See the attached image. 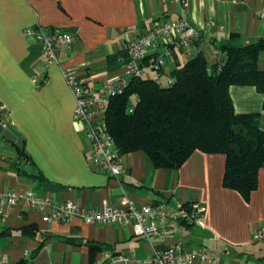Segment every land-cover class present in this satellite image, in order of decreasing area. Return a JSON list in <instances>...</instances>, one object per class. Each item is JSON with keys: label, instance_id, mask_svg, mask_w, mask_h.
<instances>
[{"label": "crops", "instance_id": "1", "mask_svg": "<svg viewBox=\"0 0 264 264\" xmlns=\"http://www.w3.org/2000/svg\"><path fill=\"white\" fill-rule=\"evenodd\" d=\"M173 18H184L198 32L191 55L200 50L210 65L216 62L212 47L231 33L238 34L236 45L264 38V0H0L1 125L21 140L18 146L0 132V193L33 192L81 208H99L103 200L120 205L125 195L136 204L204 207L196 222L166 220L146 238L133 233L131 222L89 223L76 215L44 221L46 211L21 200L0 216V264H109L105 252L142 258L177 242L211 249V264H264V235L255 237L264 226V162L248 200L222 185V153L194 150L177 169L155 167L141 150L123 153L124 170L115 178L94 169L82 126L73 119L75 102L60 66H74L92 85L124 74L108 57L124 53V43L153 24ZM34 24L76 34L57 63L47 64L43 45L25 37L24 28ZM190 56L179 54L164 73ZM257 64L264 69V50ZM229 94L236 112L259 113L264 131V92L233 84ZM21 148L29 160L20 158ZM24 226L34 233L24 234ZM90 244L97 247L91 250Z\"/></svg>", "mask_w": 264, "mask_h": 264}, {"label": "trees", "instance_id": "2", "mask_svg": "<svg viewBox=\"0 0 264 264\" xmlns=\"http://www.w3.org/2000/svg\"><path fill=\"white\" fill-rule=\"evenodd\" d=\"M237 37L231 33L228 41L215 46L218 58L212 65L200 50L184 62H175L168 84L151 77H129L122 93L110 98L105 117L119 151H144L155 167L172 169L194 150L222 153V185L248 200L264 162V131L258 112L234 110L229 87L251 85L264 92V69L257 64L264 38L236 45ZM124 57V53L109 56L108 62L122 65ZM19 152L21 159L29 160L23 148ZM21 230L32 235L35 229ZM95 247L90 244L91 250ZM29 263L21 259L13 264Z\"/></svg>", "mask_w": 264, "mask_h": 264}, {"label": "built area", "instance_id": "3", "mask_svg": "<svg viewBox=\"0 0 264 264\" xmlns=\"http://www.w3.org/2000/svg\"><path fill=\"white\" fill-rule=\"evenodd\" d=\"M23 33L25 37L43 45L47 64L57 63L59 51L70 49L77 38L74 32L39 24L25 27ZM197 39L198 32L184 18L155 23L132 41L124 43L125 57L121 59L124 74H115L97 85L83 81L74 66H60L75 102L73 119L82 126L94 169L115 178L124 170L123 153L115 145L106 125L105 117L110 98L122 93L131 76L146 77L147 73L153 72L154 76L151 78L162 83L161 79L165 77V84H168L170 76L163 71L165 64L175 61L179 54L190 56ZM212 52L217 61L215 47H212ZM21 200H25L28 207L46 211L42 216L44 221H66L76 215L89 223L131 222L133 233L146 238L159 231L161 222L175 220L194 223L204 212V207L198 202L170 204L158 201L136 204L125 195L120 205L103 200L99 208H81L78 203L70 200L60 202L33 192L8 191L0 193V216L6 213V207L10 208ZM263 235L264 226L257 231L255 237L261 238ZM104 254L109 264H189L195 260L202 264H211L216 258L215 252L207 247L187 248L180 242L169 244L142 258L108 252Z\"/></svg>", "mask_w": 264, "mask_h": 264}, {"label": "water", "instance_id": "4", "mask_svg": "<svg viewBox=\"0 0 264 264\" xmlns=\"http://www.w3.org/2000/svg\"><path fill=\"white\" fill-rule=\"evenodd\" d=\"M0 132L9 140L15 141L18 146L21 145V140L18 139L8 128L0 125Z\"/></svg>", "mask_w": 264, "mask_h": 264}, {"label": "rangeland", "instance_id": "5", "mask_svg": "<svg viewBox=\"0 0 264 264\" xmlns=\"http://www.w3.org/2000/svg\"><path fill=\"white\" fill-rule=\"evenodd\" d=\"M145 76L148 77V73H147V75H145ZM161 81H162L163 84H165V77H163V78L161 79Z\"/></svg>", "mask_w": 264, "mask_h": 264}]
</instances>
